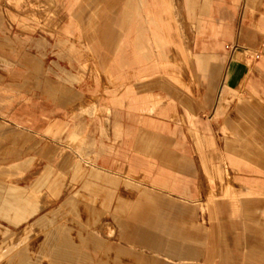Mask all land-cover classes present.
I'll return each instance as SVG.
<instances>
[{
    "label": "crops",
    "instance_id": "1",
    "mask_svg": "<svg viewBox=\"0 0 264 264\" xmlns=\"http://www.w3.org/2000/svg\"><path fill=\"white\" fill-rule=\"evenodd\" d=\"M7 1L23 11V15L8 13L20 26L32 28L35 18H41L43 26L54 29L56 10L51 14L42 8L41 0ZM43 1L46 5L55 3ZM88 6L85 19L79 24L65 19L53 38L44 33L37 37L23 33L22 47L29 44L47 53L50 47L46 43L53 48V54L47 56L51 64L42 80L44 84L38 89L33 86L34 94L29 100L13 103L0 120L49 139L56 155L60 149L66 150L67 155L76 157L97 175L111 177L117 175L115 171L125 170L147 182L140 197H150L156 207L163 204L158 211H148L152 213L150 217L188 218L182 222L189 227L183 236L188 243L187 264H199L200 259L215 264L212 229L203 227L194 217L197 209L206 211L215 228L223 202L227 219L239 224L245 218L253 223L264 244V47L261 55L257 54V61L261 60L252 69L242 62L240 51L228 59L229 52L222 49L223 45L227 49L248 48L245 44L252 43L250 28L264 34V0H246L245 4L238 0H124ZM127 8L135 11H125ZM163 15L169 19L167 22ZM186 24L199 36L196 54L191 52ZM171 48L175 50L174 59L169 54ZM84 50L93 56L87 64L82 61ZM68 53L75 56L71 63L59 59ZM77 58L81 59L79 63ZM181 66L192 68L198 87L194 98H189L190 109L185 111L175 103L174 82L184 84L178 73ZM158 70L171 81L165 87L158 82ZM244 82L249 100L238 105L229 96ZM23 98L28 96L20 86L3 87L0 105ZM190 123L196 125L195 130ZM239 138L247 140L245 150L233 151L232 146L224 149L223 140L233 142ZM65 143L80 144V148L69 149ZM224 159L231 167L227 169L235 172L232 177L237 187L224 182ZM200 165L210 182H222L219 194H209L205 205L198 202L208 186L200 174ZM17 170L20 177L21 168ZM50 185L51 194H56L58 185ZM85 185L93 192L95 178ZM84 196L88 197L86 193ZM130 201L136 203L125 204V208L137 211V202L144 200ZM45 207L39 195L31 192L11 208L7 217L20 226ZM176 207H183L187 214L175 215ZM175 228L171 233L180 234L181 230ZM238 230L237 227V233ZM158 242H150L147 249L159 250L155 246ZM10 249L0 246V259ZM156 256L163 257L159 252ZM228 258L233 259L231 255ZM239 258L229 264H264V247L242 249Z\"/></svg>",
    "mask_w": 264,
    "mask_h": 264
},
{
    "label": "rangeland",
    "instance_id": "2",
    "mask_svg": "<svg viewBox=\"0 0 264 264\" xmlns=\"http://www.w3.org/2000/svg\"><path fill=\"white\" fill-rule=\"evenodd\" d=\"M67 1L72 2L71 7ZM117 1L124 0H55L54 4L49 5L41 0L42 8L47 9L51 14L56 10L55 24L52 26L54 29H48L43 26L45 21L41 18H35L32 28L20 26L11 20L8 13L23 15V11L14 8L7 0H0V92L3 87L20 86L28 96L26 100L23 98L11 104L0 105V116H4L7 108L13 103L29 100L34 94L32 87L38 89L44 84L42 80L47 74V67L51 64V59L47 56L49 53L53 54L51 52L53 48L51 49V46L46 43L48 48L50 47L47 53V51L32 49L29 44L22 47L23 33H29L33 37H37L38 33H44L53 38L65 19L76 20L78 22H75L76 24L80 23L79 20L85 19L88 3L92 5L94 2ZM245 1L238 0L241 4H245ZM125 11L135 10L127 8ZM168 20L167 16L163 15V21ZM242 26L241 21L240 27ZM185 27L191 43V52L196 54L198 53L196 40L199 36L187 24ZM84 29L86 32L83 33L86 34L87 28ZM143 29L146 35L148 32L145 25ZM249 31L252 35V43L245 44L249 46L248 48L231 46V49L230 47L227 49L223 45L222 49L229 52L228 59L236 51H240L242 62L248 65L247 69H252L261 60V58L258 61L255 60L254 56L261 55L264 34H257L253 28ZM171 34L175 40L174 31H171ZM169 54L171 59H174V48L169 50ZM73 57L75 56L68 53L66 57H59V59L71 63ZM82 59L87 64L88 61L93 60V56L84 50ZM79 60L81 59L77 58L76 62L79 63ZM158 71V82L165 87V84L171 81L163 77L162 70ZM178 73L183 78L184 84L174 82L175 103L179 104V109L185 111L190 109L189 98H194V94L197 93L195 89L198 87L194 83L192 68L181 66ZM245 84L246 82L229 96V99L235 100L238 105L243 104L244 100H249L245 94ZM179 123L183 124L181 119ZM190 125L195 130L196 125L194 123ZM197 141L196 138V149L199 152ZM234 141L223 140L224 149L230 150L232 146L233 151L238 148L241 152L247 147L248 142L244 138ZM65 146L76 151L80 148V144L65 143ZM222 166L226 171L224 182L237 187L238 184L232 177L235 172L227 169L231 167L226 159L221 162ZM17 167H20L22 171L20 177H18ZM200 168L202 169L200 174L205 179L204 184L208 186L198 202L205 205L209 194L214 196L219 194L222 182L217 180L210 182L203 165H200ZM115 173L117 175L111 177L97 175L95 170H88L87 166L76 157L67 155L66 150L60 149L56 155L54 143L49 139L45 140L37 134L24 132L17 127L12 128L0 120V246L11 247L0 259V264H187L185 259L188 243L183 236L189 227L182 222L188 218L150 217L152 213L148 211H158L162 209L163 204L156 207L157 204L152 202L150 197H140L146 188L145 184L148 183L140 178L132 177L125 170H117ZM94 178L97 183L94 186L95 190L88 191L85 183L91 182ZM81 182L82 185L79 186ZM52 183L58 185L56 194L50 192ZM31 192L37 193L46 207L20 226H15L7 215L11 214L12 207L22 203ZM84 193L88 197H85ZM47 194L49 197L46 196ZM130 200L144 201L137 202L140 208L134 211L131 207L125 208V204L136 203ZM225 203H222L221 219L214 224L215 228L206 211L197 209L194 217L197 223L212 229L210 242L214 247L212 259L215 264L238 262L242 249L250 250L255 247L260 250L264 247V244L259 241L260 235L256 234L258 228L253 223L245 218H241L239 224L227 219ZM185 210L183 207H176L175 215L185 216L187 214ZM249 213L254 214L253 211ZM158 223L161 225L158 226ZM174 228L181 230V235L171 233L174 232ZM156 239L159 242L155 246L160 249H147L152 245L150 242L156 243ZM157 252L163 257H157ZM230 255L233 259L228 258ZM198 263L207 264L202 259Z\"/></svg>",
    "mask_w": 264,
    "mask_h": 264
},
{
    "label": "built area",
    "instance_id": "3",
    "mask_svg": "<svg viewBox=\"0 0 264 264\" xmlns=\"http://www.w3.org/2000/svg\"><path fill=\"white\" fill-rule=\"evenodd\" d=\"M258 57H259L258 55H255V56H254V59H255V60H257V59H258Z\"/></svg>",
    "mask_w": 264,
    "mask_h": 264
}]
</instances>
